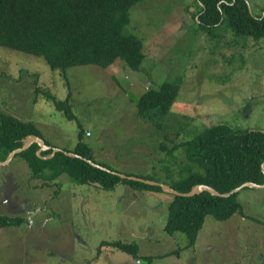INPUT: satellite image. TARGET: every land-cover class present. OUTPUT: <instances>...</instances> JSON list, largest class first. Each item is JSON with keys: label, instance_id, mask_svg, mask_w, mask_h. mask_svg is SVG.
<instances>
[{"label": "rangeland", "instance_id": "obj_1", "mask_svg": "<svg viewBox=\"0 0 264 264\" xmlns=\"http://www.w3.org/2000/svg\"><path fill=\"white\" fill-rule=\"evenodd\" d=\"M248 4L251 13L263 12L264 0ZM197 9L198 0H139L131 6L122 32L142 39L143 71L121 59L106 68L52 69L40 56L0 45V112L31 121L60 150H72L82 131L96 163L169 185L190 162L184 148L169 154L166 147L219 124L264 131V36L236 37L227 22L205 30L194 17ZM175 80L178 95L157 130L138 115L137 101L149 88ZM67 97L74 119L54 104ZM30 174L21 157L0 165V213L28 219V225L0 233V264H137L112 246H102L96 256L102 241L118 240L136 241L141 254L181 248L151 264H264V226L257 223L264 222V187L241 189L237 200L245 217L235 213L220 222L207 216L196 244L184 248V235L163 230L170 193L122 183L104 190L75 183L66 173L46 183Z\"/></svg>", "mask_w": 264, "mask_h": 264}, {"label": "trees", "instance_id": "obj_2", "mask_svg": "<svg viewBox=\"0 0 264 264\" xmlns=\"http://www.w3.org/2000/svg\"><path fill=\"white\" fill-rule=\"evenodd\" d=\"M137 1L0 0V45L40 56L52 69L84 64L106 68L116 59H121L133 70L143 71L145 68L142 63L146 54L142 39L135 34L122 32L124 25L130 21V8ZM198 2L200 9L194 13V17L198 18L203 29L214 31L220 24L227 22V27L236 37L264 36V9L258 15L251 13L248 0ZM176 80L165 81L158 89L149 88L137 101L138 115L150 120L157 130L164 128L165 116L178 95L180 83ZM42 93L47 98L53 96L46 91ZM54 104L67 118H75L68 97L61 101L54 100ZM29 136L41 138L39 130L31 121L0 112V161L22 147ZM43 140L45 144L51 145ZM166 148L169 154L177 148H184L185 157L190 162L182 167L186 174L171 180L169 184L178 192H189L193 185L206 184L220 193H226L244 182L264 183V131L234 130L227 124H219L189 141ZM38 149L39 145L34 142L26 150L16 153L13 159L23 158L30 168V177L44 179L46 183L66 173L75 183L95 185L96 182L104 190H114L122 183L138 191H163L158 184L122 178L107 165L97 163L109 171L97 168L84 159L65 154L68 150L61 149L50 157L41 158L50 155L52 148L41 150V156L36 153ZM68 152L95 162L91 159V148L83 141L82 131L78 133L74 148ZM250 187L253 186L242 187L228 196L214 195L208 190L191 196L172 194L163 227L165 234H182L186 238L184 248L192 247L197 242L207 216L211 215L220 222L229 220L235 213L245 217L237 195L241 189ZM250 219L247 216V220ZM257 223L264 226V222ZM26 225L28 219L24 216L0 213V233L5 229ZM102 246H112L130 253L136 258L137 264H151L154 258L177 254L181 249L178 247L158 255L141 254L136 241H102L95 249L96 256Z\"/></svg>", "mask_w": 264, "mask_h": 264}, {"label": "water", "instance_id": "obj_3", "mask_svg": "<svg viewBox=\"0 0 264 264\" xmlns=\"http://www.w3.org/2000/svg\"><path fill=\"white\" fill-rule=\"evenodd\" d=\"M37 143L40 147H39V150L36 152L38 155H39V152L43 149H47L49 146L45 144L43 138H40V137H37V136H29L27 137L26 139V142L24 143V145L18 149H15L14 151H12L8 157L4 160V161H0V165H6L9 163V161L15 156L16 153L18 152H22L24 150H26L28 147H30V145L32 143ZM60 148H57V147H53L52 149V153L50 155H47L45 156L46 158L47 157H50L52 156L56 151H59ZM65 154L67 155H70V156H76V157H79L81 159H84L85 161H87L88 163H90L91 165L97 167V168H101L103 170H106V171H109L108 168L100 165V164H97L89 159H85L84 157L78 155V154H75L73 152H65ZM262 172L264 173V167L262 165ZM113 173H116V172H113ZM122 178H129V179H132V180H137V181H141V182H145V183H149V184H158L162 187V190L164 192H167V193H170V194H173V195H179V196H191V195H194V194H197L203 190H208L210 191L212 194L214 195H218V196H228L230 195L231 193L239 190L240 188L242 187H245V186H253V187H257V188H260V187H264V183L262 185L260 184H255V183H252V182H244L242 183L240 186H238L237 188H234L232 189L231 191L229 192H226V193H220L219 191H217L216 189H214L213 187L209 186V185H206V184H197V185H193L192 188L190 189L189 192H178L177 190H175L174 188H172L171 186L169 185H166V184H163V183H159L157 181H154V180H148V179H145V178H141V177H138V176H127L126 174L124 173H119L117 172ZM96 186H100V184L98 183H94Z\"/></svg>", "mask_w": 264, "mask_h": 264}, {"label": "clouds", "instance_id": "obj_4", "mask_svg": "<svg viewBox=\"0 0 264 264\" xmlns=\"http://www.w3.org/2000/svg\"><path fill=\"white\" fill-rule=\"evenodd\" d=\"M4 47H5V46H4ZM46 145H47V144H46ZM48 146H49L48 148L51 147L52 149H53V147H55V146L52 147L51 145H48ZM39 147H40V146H39ZM38 150H39V149H38ZM38 150H37V151H38ZM37 155H38V154H37ZM39 155H40V152H39ZM40 156H41V155H40ZM45 156H47V155H45ZM41 157H44V156H41ZM11 160H13V158H12ZM11 160H10V161H11ZM89 160H90V159H89ZM91 161H92V160H91ZM6 165H7V164H6ZM53 182H54V181H53ZM47 183H49V182H47Z\"/></svg>", "mask_w": 264, "mask_h": 264}, {"label": "built area", "instance_id": "obj_5", "mask_svg": "<svg viewBox=\"0 0 264 264\" xmlns=\"http://www.w3.org/2000/svg\"><path fill=\"white\" fill-rule=\"evenodd\" d=\"M86 135H89V133H86Z\"/></svg>", "mask_w": 264, "mask_h": 264}]
</instances>
